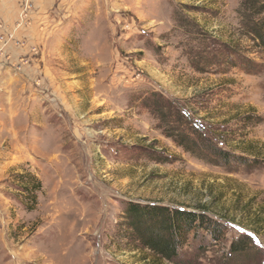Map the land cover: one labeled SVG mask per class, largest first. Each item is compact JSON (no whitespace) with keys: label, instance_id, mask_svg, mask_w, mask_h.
Listing matches in <instances>:
<instances>
[{"label":"rangeland","instance_id":"374dc122","mask_svg":"<svg viewBox=\"0 0 264 264\" xmlns=\"http://www.w3.org/2000/svg\"><path fill=\"white\" fill-rule=\"evenodd\" d=\"M243 2L74 0L58 14L42 51L56 88L23 98L46 113L0 146V264H264V48ZM132 203L220 231L195 225L161 260L133 238Z\"/></svg>","mask_w":264,"mask_h":264},{"label":"crops","instance_id":"0c3cea01","mask_svg":"<svg viewBox=\"0 0 264 264\" xmlns=\"http://www.w3.org/2000/svg\"><path fill=\"white\" fill-rule=\"evenodd\" d=\"M24 1L31 4L32 10L28 21L17 29L20 6ZM73 2L74 0H0V37L13 34L15 40L20 42V45H16L8 40L6 47L0 52V146L5 141H17L18 136L20 137V124L27 122L31 126L39 120V114L46 113V108H37L33 100L28 101L29 106L26 107L23 98L25 93L31 98L34 89V94L38 97L46 89L50 95L51 86L55 90L56 79L54 78V82L51 80L49 67L52 61L42 52L45 48L43 45L57 32V18L62 17L58 14L67 12ZM33 114H37L36 117ZM38 129L37 127L35 131H41Z\"/></svg>","mask_w":264,"mask_h":264},{"label":"trees","instance_id":"16d2710c","mask_svg":"<svg viewBox=\"0 0 264 264\" xmlns=\"http://www.w3.org/2000/svg\"><path fill=\"white\" fill-rule=\"evenodd\" d=\"M243 9L247 12L246 27L264 48V0H244ZM178 138L181 139L180 141H194L184 134L178 135ZM219 152L221 156L228 157V161L230 160L229 153L221 150ZM128 221L136 242L142 248L151 251L157 258L168 262H173L179 256L187 233L195 225L206 227L212 234H217L221 227L202 213L134 203L129 205ZM248 243V239L244 238L232 246V251L239 253L243 247L248 246Z\"/></svg>","mask_w":264,"mask_h":264},{"label":"built area","instance_id":"2783aa9c","mask_svg":"<svg viewBox=\"0 0 264 264\" xmlns=\"http://www.w3.org/2000/svg\"><path fill=\"white\" fill-rule=\"evenodd\" d=\"M20 9V22L17 25V29L24 26V24L28 21L29 12L32 10V7L28 1H24L21 3ZM8 40L15 43L16 45H20V42L15 40L13 34H10L9 36L2 35L0 37V52L6 47Z\"/></svg>","mask_w":264,"mask_h":264}]
</instances>
